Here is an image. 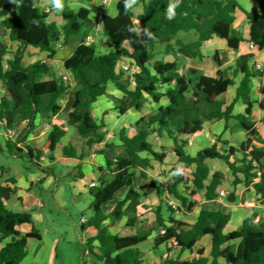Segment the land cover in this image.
Returning a JSON list of instances; mask_svg holds the SVG:
<instances>
[{
    "label": "trees",
    "instance_id": "obj_1",
    "mask_svg": "<svg viewBox=\"0 0 264 264\" xmlns=\"http://www.w3.org/2000/svg\"><path fill=\"white\" fill-rule=\"evenodd\" d=\"M65 1L60 11L64 24L59 26L50 20L51 14L58 12L52 5L47 12L40 7V0H16V3L0 0L1 24L9 31L11 42L18 45L6 66L3 57L8 48H0V80L8 91L0 95V128L5 132L20 131V125L26 124L16 139H8L7 153L38 166L43 151L27 144L37 127L38 117L47 119L52 127L48 136L51 152L67 134L68 127H73L80 136H90L85 141L87 147L105 142L106 115L98 121L92 106L110 95V85L122 94L116 98V110L120 116L130 110L141 111L148 100L157 105L155 111L135 122V134L129 135L125 128L119 130L118 139L124 155L107 158L105 168L99 169L111 173L113 178L100 177L98 184L89 189L91 203L88 209L91 213L83 228H93L96 234L86 238L81 264H150L144 260L140 246L151 234L119 236L113 234L105 222L110 217L122 220L126 204L140 198L139 165L143 163L151 167V160L164 162L166 154L156 152L149 140L152 134L172 140L179 161L195 164L196 169L191 179L169 171L163 175V180L153 183L160 204L155 209L156 226L152 233L155 232L156 236L151 248L157 251L166 247L168 252L172 248H179L181 252L192 251L201 238L212 237L211 259L203 258V251H199L198 257L193 259L166 258L160 264H264V218L255 224L256 215L248 217L238 230L229 233L225 229L231 215L220 210L201 209L192 226L175 218L176 213H190L196 206L179 192L180 185L189 190L191 196L205 190L208 201L217 199L224 174L215 172L210 175L206 164L209 158L223 160L233 175V186L244 183L246 190L252 188L260 195L264 206V148L250 149L253 138L259 136L252 120L251 87L255 78L264 77V71L250 65L254 57L251 54L238 56L228 68L219 69L216 77L207 76L195 68L181 71L178 62L179 57L202 61V46L214 36L226 40L234 51L238 50L242 39L232 29L236 11L240 8L238 0H182L172 19L166 13L170 0H140L142 12L138 15L133 11L134 5L126 10L125 0H119L117 15L102 17V31L110 48L105 54L99 53L94 43L87 42V37L95 29L89 9L81 7L75 11ZM246 15L251 28L250 42L262 51L264 0H255ZM132 29H139V32ZM145 29L153 34L152 38L145 35ZM74 37L79 45L63 63L64 70L77 86L73 110L67 115L66 125L52 123L51 119L62 110L60 101L72 92V87L67 77L65 81V77L54 74L49 61L56 58L58 45L65 47ZM28 47L47 52V60L25 66L23 58ZM169 56L173 59L169 60ZM214 61L221 67L218 53L214 55ZM125 62L135 66L137 71L128 75L129 72L121 69ZM239 75L242 78L236 97L226 105L223 96ZM238 102L246 106L242 117L232 114ZM260 107L264 110V103H260ZM231 119L236 120L246 133L240 146H231L227 152H222L214 144L195 156L189 154V138L200 133L206 122L224 120L228 123ZM214 143L228 144L219 137ZM238 152L242 154L240 159L237 158ZM64 154L74 158L77 150L68 146ZM43 170L51 174V169ZM257 171L261 172L260 177ZM5 174V169H0V240L10 238L11 241L0 249V264H20L28 253L29 241L40 239V235L33 226L30 213L15 212L7 207V202L16 197L17 188L15 178H6ZM208 180L210 182L206 184ZM190 183L192 187H189ZM123 190H127L124 196L118 197ZM171 198L180 202L177 210L168 204ZM135 222V218H129L127 226L132 227ZM25 224L33 227L23 235L19 228ZM233 242H239L237 251L234 252L230 245L224 247Z\"/></svg>",
    "mask_w": 264,
    "mask_h": 264
},
{
    "label": "crops",
    "instance_id": "obj_2",
    "mask_svg": "<svg viewBox=\"0 0 264 264\" xmlns=\"http://www.w3.org/2000/svg\"><path fill=\"white\" fill-rule=\"evenodd\" d=\"M104 1L105 0H68V3L66 4L68 7L75 11H78L81 7H86L87 9H89L90 18L95 23V29L93 34L90 35L91 37L95 36L98 31L102 30L103 15H110L112 17L117 15V3L119 0H107V2ZM139 1L140 0H136L134 4L135 7L133 11L135 15H138L142 12V5L139 3ZM254 1L255 0H238L240 8L236 11V18L232 26V29L236 33V35L238 37H241L242 39V42L239 44L237 51H234L232 48H230L226 40L214 36L212 39L205 42L202 46L201 50L204 55V59L202 61L179 57V64L182 61L186 62V67L181 66V71H184L188 68H195L202 71V73L207 76L216 77L217 71L219 69L225 70L235 61L238 56L248 54L254 56L250 62L251 66H254L255 68V65L259 63L264 67V50L259 51L256 47H253L250 42L251 28L246 12L250 11L253 8ZM45 2L47 4V7H51L49 0H46ZM57 16H60L61 23H58L56 21L54 22H56L59 26H62L64 24V21L61 17L60 11L57 12ZM1 22L2 19L0 18V35H4L5 41L9 40V42H5L4 40L0 39V48H8V53L3 57V64L6 66L7 60L11 58L12 53L16 51L18 45L17 43L11 42L9 31L2 26ZM135 24L138 28H141V25L137 21H135ZM70 42L71 40L69 41L67 46L70 45ZM93 43L96 44L94 38ZM78 45L75 47V49L78 47ZM29 50L40 51L39 49L28 47L24 54L23 64L26 54ZM109 51L110 48L108 47V51L105 53H108ZM42 53L46 54L47 58L48 53ZM216 53H218L221 60V67H219L218 64L214 61V55ZM57 56L54 60L57 59ZM167 58L169 60L173 59L171 56ZM54 60L51 61V63L49 61V64L51 66L53 65L52 63L54 62ZM38 61L45 60L42 59ZM52 68L54 74L57 77H67L68 79L73 81L70 75L64 70V68L63 71H57L54 66H52ZM133 70L134 72L137 71L135 66H133ZM241 78L242 75H239L237 78H235V84L229 87L227 93L223 96L226 105L231 104L236 97V89L240 83ZM46 79H51V77H46ZM71 81V87L73 86L71 90L72 92L60 101L62 110L59 114L55 115L51 119L52 123L66 125L67 115L73 110L72 104L74 101V91L77 89V86L74 81V84ZM111 87L115 91H117L112 85L109 86V89ZM262 89H264V77L255 78L252 82L251 87V97L254 101L252 120L255 122L259 130V136L253 138L250 149L264 148V110L260 107V103H264V94H262ZM7 93L8 91L6 86L4 85L3 81L0 80V95H4ZM118 93L121 97L122 94L120 92ZM245 108L246 106L242 102H238L235 105L232 114L236 117H242L244 116ZM25 128L26 124L23 123L20 125L19 130L22 131ZM51 129L52 127L50 126L47 119L38 117L37 127L27 139L28 145L43 151L42 157H44V160H40L37 166L30 161L21 159L17 156H11L7 153V142L10 137H8L7 133L0 128V169H5L6 178H15L16 184L14 186L17 188L16 197L7 202V207L15 212L30 213L34 222L33 226L37 230L38 228L36 219L41 224H45V229L43 230V232H39L38 230L40 239H31L29 241L28 253L20 264H57L59 258L61 259L60 264H64L67 250H69V245L67 244L77 243V237L81 241L80 243L83 247L86 238L94 236L96 234V230H94L93 228H88L87 230H85L82 223V219L87 220L88 218V216L84 214L85 210H83V208L85 206L89 207L91 201L88 205L84 204L83 208H81V203L90 198L89 189L92 183L98 184V179L100 177L107 180H111L113 178V175L111 173L99 170L100 168H105L106 159H115L118 156L124 155L123 147L121 146L118 138L117 140H115V143H105V140V142L96 143L91 147H87L86 143H72L68 141L67 137L76 132L73 127H68L67 134L64 136V138H62L60 143H58L55 151L51 152L49 150L48 140ZM106 129L107 122L104 130L107 131ZM81 137L86 138L84 139L86 141L90 136ZM217 137H219L223 141H227L228 144L224 145L222 143H214ZM245 139L246 133L239 127L238 122L234 119H231L228 123H226L224 120L206 122L204 124L203 130L200 133L189 138L187 150L191 156H195L199 151L216 144L217 148L222 152H227L229 147H238ZM150 142L153 144L154 150L156 152H164L166 154L163 163L155 161L159 163L157 167L160 174L159 178L151 181L148 187H146L144 183L139 182L141 188L138 187V191L141 196L137 201L128 202L126 204V206L124 207L125 217L120 221H116L113 217H110L105 222V225L109 227V230L113 234H117L119 236L151 234V236L148 237L147 242L140 246V249L143 252L144 260L150 264H160L161 261L166 258L193 259L195 257H198L199 251H203V258L211 259V236H205L201 238L192 251L181 252L179 248H172L171 251L168 252L166 250V247H162L157 251L151 248L153 239L156 236L155 232L152 233V229L156 226L155 209L160 204V198L153 188V183L163 180V175L168 173L169 171H172L174 174L184 175L185 177L191 179L192 174L196 169V165H187L179 161L173 150L174 143L172 140L167 139L166 143H153L152 141ZM68 146H73L77 150L76 157L70 158L64 154V149ZM142 156L145 157V155ZM48 158L51 159V162H49ZM237 158H242V154L238 152ZM18 161L25 162V169L24 171L18 170L17 172H14L13 169L16 167ZM153 161L154 160H151L150 163ZM58 162H61L63 165H65L63 176L69 178V186L74 192V199L75 202H77L76 206L79 211H81L79 224L75 222L74 225H70L66 222L58 223L56 222V220H53V217L51 216L53 210L56 207L61 210L64 209V211L69 207V202L66 198V188L64 185L60 184L61 178L56 175L54 169L52 168V166ZM141 164L137 169V175L140 180H145L144 176L139 173V170H142ZM206 164L210 169L211 176L215 172H222L224 174V180L221 189L228 194L226 198L227 200L229 195H233L234 193L235 201L230 202L226 201V199L220 201L217 199L208 201L205 197V190H201L196 195L191 196L189 194V190H186L183 185H180L178 188L179 192L187 197L189 201L195 202L196 206L190 213H176L175 218L177 220L192 226L196 223L201 209H208L212 211L220 210L223 213L231 215L230 222L225 229V232L229 233L234 230H238L242 226L244 220L248 217L256 215V218L254 220L255 224H257L261 218H264V206L262 205L260 195L256 194V192L252 188L246 190L244 183L238 184L236 187H234L233 175L223 160L209 158L206 159ZM43 169H51V174H46ZM240 177L243 178L242 176ZM209 182L210 180L206 181V184H209ZM226 186H228L229 189H226ZM189 187H192L191 183L189 184ZM231 187H233V191L229 192ZM126 191L127 190H123L118 193V197L122 198ZM49 192L51 193L54 202V205H51L52 207H48L49 203L44 198V195L48 194ZM237 198L241 199L240 203H236ZM177 202L180 204L179 201ZM129 205L134 207L133 213H128L127 207ZM129 218L136 219V222L132 227L127 226V221ZM33 226L25 224L22 225L19 230L23 235H25L32 231ZM116 227L118 229H116ZM122 227H124V229H122ZM10 241V238L3 241L0 240V249H2ZM228 245H230L232 247V250L235 252L238 249L239 242L229 243L224 247ZM144 246H146V249H144Z\"/></svg>",
    "mask_w": 264,
    "mask_h": 264
},
{
    "label": "rangeland",
    "instance_id": "obj_3",
    "mask_svg": "<svg viewBox=\"0 0 264 264\" xmlns=\"http://www.w3.org/2000/svg\"><path fill=\"white\" fill-rule=\"evenodd\" d=\"M45 1L46 0H40V7L44 10H46L50 7V6L47 7V4ZM65 3L67 4L68 0H66ZM50 20L61 23V18H60V16H57V13L51 14ZM93 38L96 41L95 45L97 46V49L100 53H105L108 51V47L106 45V40H105V35H104L102 30L98 31L96 33V35L91 38L90 43H93ZM0 39L5 41L3 34L0 35ZM5 42H9V40H7ZM78 43H79L78 39L76 37H74L71 39L69 46L63 47V48L60 47V45L57 46L58 56H57V59L54 60V62L52 63L53 64L52 66H54V68H56L57 71H63V61L74 52V49L78 45ZM42 59L47 60L46 54L42 53L41 51L29 50L26 54L24 64L25 65L31 64V63H34L38 60H42ZM50 63H51V61H50ZM180 66L186 67V62L182 61L180 63ZM127 74L132 75L131 73H127ZM73 81H71V82L74 84ZM109 92H110L109 96L103 97L97 103L93 104L92 112H93L94 117L98 121L101 120V118L104 115H106L105 119L107 122V129H106L107 134H106V142L105 143H115V140H117V138H118V132L120 129H122V128L127 129L129 135L135 134V132H136V129L134 126L135 122L138 119H140L142 116H146V115L152 113L153 111H155L157 108V105L155 103H153L151 100H148L147 102H145L144 107L142 108L141 111L131 110L125 116L120 117V115L118 114V111L116 110V107H117L116 98L120 97V94L117 91H115L112 87L109 89ZM103 131H105V130H103ZM67 139H68V141H70L72 143H85L84 139H86V138L81 137L80 135L77 134V132H75L71 136L69 135L67 137ZM149 139L153 143H166L168 138L160 137L157 134H152ZM163 140H164V142H163ZM61 143H64V142H61ZM48 160H49V162H51L50 158H48ZM24 163L25 162L18 161L16 164V167L13 169L14 172H17L18 170L24 171V169H25ZM158 164L159 163H157L155 161L151 162V165H152L151 167H147L146 165L141 164L142 170H139V173H141L144 176L145 180L141 179L139 182L144 183L145 186L148 187V185L151 181H153L154 179H158L159 175H160L159 170L157 168ZM52 168L54 169L56 175H58L61 178L60 184L64 185L66 188V195H67L66 198L69 202V207L67 209H65V211H64V209L61 210V209L56 207L53 210V213L51 216L53 217V220H56V222H58V223L66 222L70 225H74V222H75V223L79 224L80 218H81V211H79V209L76 206L77 202H75L74 192L72 191L71 187L69 186V178L63 176L64 170H65V165H63L61 162H58V163L54 164L52 166ZM225 188L229 189L228 186H226ZM183 191H185V190H183ZM232 191H233V187L230 188L229 192H232ZM44 198L49 203L48 207L49 206L52 207L51 205H54L53 198H52L50 192L48 194H45ZM90 201H91V197L88 198V200H86L85 202L81 203V208L84 207V204L88 205L90 203ZM226 201H228V200L226 199ZM240 202H241V199L237 198L236 203H240ZM85 207L83 208V210H85L84 214L88 216L91 212L89 211L87 206H85ZM133 209H134V207L129 205L127 207L128 213H133ZM36 224H37V228H38L39 232L40 231L43 232V230L45 229L44 228L45 224L44 225L41 224L37 219H36ZM116 229H118V228L116 227ZM122 229H124V227H122ZM76 240H77V243L67 244V245H69V250H67L66 259L64 261V264H81L82 245L80 243L81 241L79 240V238L76 237ZM144 247L143 248L146 249V246H144ZM60 263H61V259L59 258L57 264H60Z\"/></svg>",
    "mask_w": 264,
    "mask_h": 264
},
{
    "label": "built area",
    "instance_id": "obj_4",
    "mask_svg": "<svg viewBox=\"0 0 264 264\" xmlns=\"http://www.w3.org/2000/svg\"><path fill=\"white\" fill-rule=\"evenodd\" d=\"M104 2H107V0H105ZM46 11L49 12V11H50V8L46 9ZM91 38H92L91 36H88V37H87V42L90 43ZM252 46L255 47L253 44H252ZM62 48H63V47H62ZM121 69H123L125 72H129V73H131V74L134 73L133 67H131L127 62H125V63H123V64L121 65ZM255 69L258 70V71H264V67H263V65H261V64H259V63L255 65ZM64 80L67 81L68 79L65 77ZM6 133H7L8 137H10V139H13V140H14V139H16V138L19 136L20 131H17V130H9V131L6 132ZM247 159H248V160H251L250 157H247ZM41 160H44V157H41ZM257 175H258V177H260L261 172H260V171H257ZM96 185H97V184L92 183V184H91V187H94V186H96ZM227 196H228V194H227L224 190L221 189V190L218 191V197H217V200L220 201V200L226 199ZM168 204H169L173 209H175V210H177L178 207L180 206V204H179L175 199H173V198H171V199L169 200ZM84 222H85V220L82 219V223H84Z\"/></svg>",
    "mask_w": 264,
    "mask_h": 264
},
{
    "label": "clouds",
    "instance_id": "obj_5",
    "mask_svg": "<svg viewBox=\"0 0 264 264\" xmlns=\"http://www.w3.org/2000/svg\"><path fill=\"white\" fill-rule=\"evenodd\" d=\"M11 3H16V0H10ZM51 5L57 10L62 11L63 10V0H49ZM136 0H125V9L131 8L135 4ZM182 0H170V3L167 6L166 13L169 19L174 18L175 16V9L179 7ZM132 31L139 32V29H132ZM145 35H147L149 38L153 37V34L151 32H148L145 29Z\"/></svg>",
    "mask_w": 264,
    "mask_h": 264
},
{
    "label": "water",
    "instance_id": "obj_6",
    "mask_svg": "<svg viewBox=\"0 0 264 264\" xmlns=\"http://www.w3.org/2000/svg\"><path fill=\"white\" fill-rule=\"evenodd\" d=\"M228 201L234 202L235 201V196L230 194L229 197H228Z\"/></svg>",
    "mask_w": 264,
    "mask_h": 264
}]
</instances>
